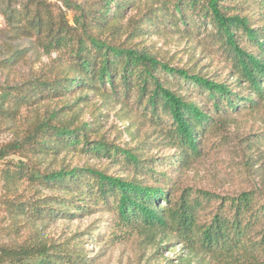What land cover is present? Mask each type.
<instances>
[{"label":"trees","instance_id":"16d2710c","mask_svg":"<svg viewBox=\"0 0 264 264\" xmlns=\"http://www.w3.org/2000/svg\"><path fill=\"white\" fill-rule=\"evenodd\" d=\"M11 1L2 10L10 28L35 30L36 40L42 47L59 51V58L54 61L59 71L55 76L32 79L5 90L4 100L35 102L45 97L80 93L77 103L89 97V94L81 97L82 93L93 91L103 97L129 101L136 94V108L142 109L151 123L167 126L160 127L163 142L178 151L182 168L203 154L209 129L214 128V133L220 134L228 113L243 107L254 109L264 102V0H255L263 21L259 29L252 28L247 16L232 12L221 0H160L162 7L152 6L144 19L132 15L125 23V12L137 7L136 0H85L81 4L63 0L71 9L73 23L58 4L54 18L39 9L33 16L28 14L30 4L46 6V0H20L17 3L20 9L13 7ZM189 9L214 22L216 34L229 55L232 81H219L173 66L152 53L146 44L132 40L137 37L143 40L153 28L155 23L151 20L159 11L165 15L162 22L180 20L189 24ZM122 32H126L123 39ZM245 37L249 41L247 46L242 43ZM165 76L197 87L211 102V107L193 95L174 90ZM57 117L58 112L53 111L37 122L21 141L1 145L0 161L22 149L37 147L47 152L57 147L81 149L97 156L125 153L126 159L146 177L116 176L91 166L42 172L34 164L15 162L12 173L16 177L29 176L59 188L63 195L69 196H57L55 203L73 209L81 205L89 208L94 200H111L117 212L114 228L121 230L117 236H128L145 228L172 234L186 250L185 260L189 264H264V181L234 194L183 185L167 175L161 179L131 150L118 145L111 148L103 135L93 136L88 131L89 123L56 124ZM249 149H254L250 141L246 142L244 152ZM251 159L243 160L241 170L242 179L248 184L255 176ZM86 174L94 181H86ZM83 186L85 191L81 189ZM23 203H18L19 210L34 216L46 218L58 212L66 213L65 207H52L47 196ZM57 256L47 246L26 245V241L18 248H0V264H83L86 261L85 253L72 252V249Z\"/></svg>","mask_w":264,"mask_h":264},{"label":"rangeland","instance_id":"374dc122","mask_svg":"<svg viewBox=\"0 0 264 264\" xmlns=\"http://www.w3.org/2000/svg\"><path fill=\"white\" fill-rule=\"evenodd\" d=\"M72 1L81 4L85 0ZM8 2L0 0V146L21 141L37 122L55 111L58 112V119L54 121L56 124L76 126L82 122L89 123L91 128L88 131L93 136L103 135L111 143V148L118 145L131 150L161 179L167 175L183 185L234 194L264 181V102L254 109L243 107L238 112L228 113L220 134L214 133V128L209 129L205 134L203 154L195 156L188 167L182 168L178 151L163 142L160 127L165 129L167 126L151 123L142 109L136 108V94L129 101L103 97L93 91L82 93L81 97L86 94L89 97L77 103L80 93L45 97L35 102L4 100L2 95L5 90L32 79L55 76L59 71L54 64L59 58V51L42 47L36 40L35 30L26 32L10 28L2 12ZM18 2L20 0H12L11 4L20 9ZM136 3L137 7L125 12L124 23L132 15L144 19L152 6L162 7L163 4L160 0H136ZM221 3L228 5L232 12L247 16L252 28L259 29L263 25L255 0H221ZM44 4L46 6L30 4L28 14L33 16L39 9L41 13L56 18L58 4L66 12L69 22L73 23L71 9L63 0H46ZM169 9L172 7L169 6ZM187 13L191 19L185 25L180 20L162 22L165 15L159 11V15H154L151 20L155 23L153 28L143 40L140 37L132 40L146 44L152 53L173 66L185 67L219 81H232L229 55L216 34L214 22L192 9ZM125 35L126 32H122L121 38ZM242 43L249 45L246 37ZM165 78L174 90L187 96L193 95L194 99L203 100L206 107H211V102L197 87L175 77ZM248 141L254 144V149L244 152ZM124 154L97 156L81 149L62 147L47 152L37 147L28 151L22 149L0 161V248H18L26 241V245L51 248L57 257L71 249L72 252L85 253L83 264H189L185 260L186 250L172 234L145 228L128 236H117L121 230L114 228L117 212L111 200L91 201L89 208L84 205L74 209L65 207L63 203H55V197L63 195L59 188L39 183L29 176L16 177L12 173L15 162H26L39 167L42 172L91 166L116 176L146 177ZM249 157L253 159L255 176L248 184L242 179L241 170L243 160ZM84 177L86 181H94L88 174ZM45 196L52 207H65L66 213L58 212L43 218L19 210L18 203L25 204ZM94 202L96 205H93Z\"/></svg>","mask_w":264,"mask_h":264}]
</instances>
